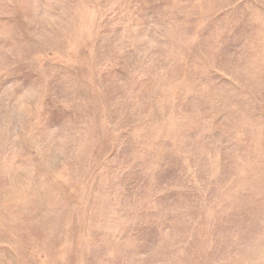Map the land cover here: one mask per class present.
<instances>
[{
	"label": "rangeland",
	"instance_id": "obj_1",
	"mask_svg": "<svg viewBox=\"0 0 264 264\" xmlns=\"http://www.w3.org/2000/svg\"><path fill=\"white\" fill-rule=\"evenodd\" d=\"M0 264H264V0H0Z\"/></svg>",
	"mask_w": 264,
	"mask_h": 264
}]
</instances>
